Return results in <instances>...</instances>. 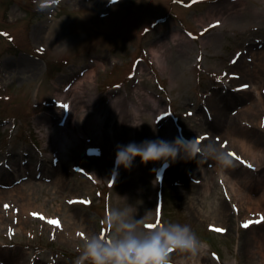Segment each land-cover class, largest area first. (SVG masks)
I'll return each mask as SVG.
<instances>
[{
	"label": "rangeland",
	"instance_id": "obj_1",
	"mask_svg": "<svg viewBox=\"0 0 264 264\" xmlns=\"http://www.w3.org/2000/svg\"><path fill=\"white\" fill-rule=\"evenodd\" d=\"M238 1L60 0L38 10L35 0H0V173L6 172L0 175V264H75L84 236L108 233L110 208L122 216L128 209L145 224L190 225L207 244L202 261L264 264V216L235 210L240 200L226 199L231 191L218 181L214 159L143 164L137 156L132 167L142 169L139 184H129L130 169L122 165L115 180L113 174L117 145L197 137L207 152L219 155L224 146L234 153L229 174L246 177L241 186L253 199L264 194V112L262 126L258 114L242 112L258 103L252 83L262 82L264 103V0ZM217 9L222 19L204 29L198 16ZM179 30L192 42L176 49L171 33ZM168 41L173 50L164 74L149 49ZM95 67V80L88 82L95 105L78 108L73 117L92 136L85 142L82 130L62 134L70 105L57 97ZM147 92L157 95L162 110L150 104ZM119 99L141 110L137 119L111 115L108 128L97 124V103L110 109ZM232 128L257 144V158L231 145ZM184 163L205 173L190 177ZM60 176L64 184L57 182ZM209 211L216 220L207 219ZM185 255L189 259L173 251L172 264H182Z\"/></svg>",
	"mask_w": 264,
	"mask_h": 264
},
{
	"label": "clouds",
	"instance_id": "obj_2",
	"mask_svg": "<svg viewBox=\"0 0 264 264\" xmlns=\"http://www.w3.org/2000/svg\"><path fill=\"white\" fill-rule=\"evenodd\" d=\"M35 2L38 10H45L55 7L60 0ZM207 147L208 145L203 144L197 137L192 139L178 137L173 141L146 140L140 145L135 142L117 145L114 180L119 167L122 165L130 169L137 156L143 164L160 160L167 164L169 160L174 162L177 157L183 159L199 157L203 160L214 159L221 169L236 166L235 159L224 146L219 155L207 152ZM145 219L134 218L128 209H124L122 216L120 211L110 208L104 218L108 233L84 236L82 252L75 260V264H84L86 260L90 264H172L170 254L173 251L185 253L194 261L198 256L205 254L206 242L197 237L190 225L172 222L152 225L145 224ZM113 229L117 235H113Z\"/></svg>",
	"mask_w": 264,
	"mask_h": 264
},
{
	"label": "bare ground",
	"instance_id": "obj_3",
	"mask_svg": "<svg viewBox=\"0 0 264 264\" xmlns=\"http://www.w3.org/2000/svg\"><path fill=\"white\" fill-rule=\"evenodd\" d=\"M236 1V0H235ZM238 2L241 3V0H239ZM236 2V4H234V7H236L238 3ZM237 11L239 12L240 9H237ZM222 14L218 16V9L217 10H211L208 11L205 14H201L198 16V20L200 22H202L203 24H205V28H209L211 26H215L218 25V20L222 19ZM37 26L34 27L33 29V33L36 34L37 32ZM171 38L173 41H175V47L176 49L182 48L183 46H188L190 39L184 34V32L182 31H174L171 33ZM171 41L168 42H162L159 44H155L150 46V55L152 57L153 62L164 72V74L166 73V68L168 67V59L170 56V51L173 50V48H171V46L169 45ZM207 43H205L206 45ZM188 48V47H187ZM185 48V49H187ZM197 58V56H196ZM104 66V63H101V66ZM262 70L264 71V67L262 68ZM257 71V70H255ZM258 72V71H257ZM97 75V68H92L88 73H86V75H84V77L80 78L75 85L72 88H67L65 89L64 93H60L57 97V100L59 101V104H62L65 106V108L69 106L68 110L66 111L65 114V121L62 125V134L64 136H70L71 133L73 132H79L82 130L81 134L84 135V140L85 142H91V134H88V132L85 130V128H82L81 130L78 129L76 127V125L73 123V117H74V113L76 111H78V108H88L90 106H94L95 104L93 103L92 97H91V89L88 86V82H92L95 80V77ZM259 82V81H258ZM252 88L254 90V92H256V94L258 95L259 99H258V103L256 106H249L246 110L242 111L243 113H247V112H254L255 114H258L260 117V126H262V113H259V111H263L264 112V103H263V99L262 96L259 94V88L262 85V82H260L258 85V87L256 85H254V83L251 84ZM149 97V102L150 104L154 103V106L157 108H160L162 110L163 105L162 102L160 101V99H158L157 95L152 94V93H148L147 94ZM152 97V98H151ZM154 97V98H153ZM151 98V99H150ZM147 100V99H145ZM213 102L215 104V101L213 99ZM112 108L110 109H106L102 106H100L97 103V106L99 107L98 110L100 113H102L101 116V120H99L97 122V124H100L102 122H105V128H108L109 125V121L111 120V115L113 117H115L116 121H118L119 119L125 120V121H132L137 119L139 112H141V110L139 109L138 111L133 107V109L128 105V102H126L125 100H117L114 101V103H112ZM259 105V107H257ZM124 109H127V111H124ZM133 110V111H132ZM105 111H107V115H106V119H104L105 117L103 116ZM77 115V114H76ZM223 115V114H222ZM222 117L221 114L218 113V118ZM104 117V118H103ZM103 124V123H102ZM228 136L231 139V145L239 148L240 150H242L243 152H245L246 154L252 156L253 158H257L258 153L256 151H258L255 147L257 146V144L252 141L247 134L242 133L238 130H236L235 128H232L231 130H229L228 132ZM174 139H176L175 137H168L166 141H173ZM51 142L53 143V140H51ZM104 143L101 144V154H100V158H102L104 156ZM91 148V152H94V149L92 147V145L90 146ZM264 153V152H263ZM263 155V154H262ZM177 159H182L184 160L183 162L186 161V159L177 157ZM105 163L109 164L107 161H105ZM6 164V163H5ZM3 164V165H5ZM186 166V163H184ZM110 165V164H109ZM112 165V164H111ZM264 168V167H262ZM141 168L139 167H131L130 168V177H129V184L130 185H134L135 183L139 184L142 181L143 175L142 173H139V171L141 172ZM215 172L218 171V173L216 172V174L219 176L218 177V181H224L225 184L228 185V187L230 188L229 195L227 196V200H230V196H234L235 198L240 200V206L238 208H235L236 211H241V208H246L248 213L251 214H260L261 216H264V207L262 205V202L264 201V194L261 195L259 198H255L253 199L250 195H248L241 186V182L242 181H246L244 179H246V177H244V179L242 178V175L240 176V179H237L236 177H233L232 175L229 174L227 169H221L219 165L216 164L215 166ZM185 171H191L192 173L189 174L190 177H193L194 175L197 174V172L199 173H205L204 170L199 169L198 166L195 165H189L185 167ZM6 172L3 171V174H5ZM245 174H249V171L245 170L244 172ZM2 173H0V175H3ZM87 175V174H86ZM59 180L57 181L59 184H64L67 179L64 178V176H60L58 178ZM248 179V178H247ZM206 184H204V189L205 191L210 190L211 186L214 184V176L210 178L209 181L205 182ZM118 184L115 183V185ZM140 186H144V184H140ZM22 189V188H21ZM17 192H19V194L23 195L24 193L20 190V189H16ZM21 207L28 211V210H35L34 208H30L32 207V203H27L25 205V203H21L20 204ZM227 206L228 207V203L226 202H220V206L221 208H223V206ZM230 206V205H229ZM263 211V212H262ZM218 216V214H214L212 211H209L207 213V219H214L216 220V217ZM220 216H225L227 217V215H221ZM4 218V214H2V212H0V222L3 220ZM22 222H19V228H22ZM211 224L215 225L216 228H218L219 226H222L221 224H218L216 222H211ZM223 227V226H222ZM182 259V264H213L209 259H207L206 261H202V256H198L197 258H195V261L192 259H187L188 257L185 256H181Z\"/></svg>",
	"mask_w": 264,
	"mask_h": 264
},
{
	"label": "snow or ice",
	"instance_id": "obj_4",
	"mask_svg": "<svg viewBox=\"0 0 264 264\" xmlns=\"http://www.w3.org/2000/svg\"><path fill=\"white\" fill-rule=\"evenodd\" d=\"M232 156H235V154L234 153H230ZM236 159H239V157H236ZM248 225L247 224H245L244 225V227H247ZM78 235H82L81 233H78Z\"/></svg>",
	"mask_w": 264,
	"mask_h": 264
}]
</instances>
